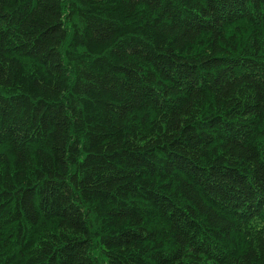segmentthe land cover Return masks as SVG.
I'll list each match as a JSON object with an SVG mask.
<instances>
[{
	"label": "trees",
	"instance_id": "16d2710c",
	"mask_svg": "<svg viewBox=\"0 0 264 264\" xmlns=\"http://www.w3.org/2000/svg\"><path fill=\"white\" fill-rule=\"evenodd\" d=\"M0 264H264V0H0Z\"/></svg>",
	"mask_w": 264,
	"mask_h": 264
}]
</instances>
